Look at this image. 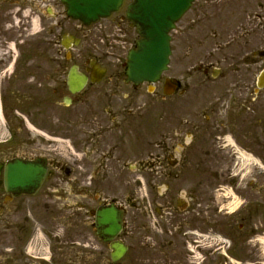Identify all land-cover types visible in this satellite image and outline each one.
<instances>
[{
	"label": "flooded vegetation",
	"instance_id": "1",
	"mask_svg": "<svg viewBox=\"0 0 264 264\" xmlns=\"http://www.w3.org/2000/svg\"><path fill=\"white\" fill-rule=\"evenodd\" d=\"M1 4L0 264H226L211 261L199 213L220 195L221 176L238 172L211 161L231 164L264 122V0H195L169 32L153 92L127 80L116 45L110 55L77 52L76 26L67 55L49 30L34 38L33 10L3 17ZM114 16L124 44L138 38L122 12ZM92 62L105 68L99 81ZM72 64L87 78L75 92ZM145 92L172 100L174 117L158 113L148 127ZM105 209L119 217L113 239L126 245L117 260L99 233Z\"/></svg>",
	"mask_w": 264,
	"mask_h": 264
},
{
	"label": "rangeland",
	"instance_id": "2",
	"mask_svg": "<svg viewBox=\"0 0 264 264\" xmlns=\"http://www.w3.org/2000/svg\"><path fill=\"white\" fill-rule=\"evenodd\" d=\"M9 1L16 3L13 4V7H17V4H19L24 5L22 9H29V7L33 9L35 39L46 29L49 30L51 39H57L62 31L73 28L74 23L64 17L63 6L60 4L54 6L56 10L47 13V10L44 9L46 5H43V0H34V3H30L31 0H2L3 16L6 14V6L12 5L7 3ZM129 1L123 0L120 10H124L125 5ZM12 12L9 11L7 14L10 15ZM26 12L27 10L24 11V14ZM20 22L19 20V24ZM13 27L15 28V26ZM82 47L80 46L79 48L81 53L88 54L87 49L85 50ZM141 98L146 103L142 119H147L148 127L150 124L151 128L154 129L158 113L162 114L164 119L171 120L174 117L172 100L166 99L160 103L154 94L147 92L142 93ZM198 107L196 106V108ZM183 114L184 111L181 110L180 114L178 113V118H184L186 115ZM242 144L248 147L247 150L254 153L259 164H246L245 169L251 167V165L253 166V173L243 178L239 173H225L222 175L221 177L227 181L224 187L230 188L232 186L234 192L238 195L237 198L222 196V199H218L215 195V201L205 207V212H200L199 215L203 214V218L210 224L209 233L210 237H212L210 245L211 261L218 260L226 262V264H264V246L258 240V237L264 236V122L260 120L259 127L256 130V137L250 141L244 140ZM236 164L234 160L231 161V164L228 162L224 164L218 158L216 162L212 160L210 165L237 168ZM213 178L214 176L212 175V181H214ZM231 179L234 180L232 181ZM216 193L224 195L222 189L217 190ZM234 201L235 204L232 207L228 206L226 209L221 208V211L219 210L223 204ZM233 210V213H229ZM226 211L228 212L226 213ZM193 214L196 217L198 216L196 211ZM223 250H225L223 253L226 255L222 253Z\"/></svg>",
	"mask_w": 264,
	"mask_h": 264
},
{
	"label": "water",
	"instance_id": "3",
	"mask_svg": "<svg viewBox=\"0 0 264 264\" xmlns=\"http://www.w3.org/2000/svg\"><path fill=\"white\" fill-rule=\"evenodd\" d=\"M66 14L88 24L99 17L108 16L117 10L122 0H62ZM192 0H131L126 8V17L131 20L141 36L136 49L128 53L126 74L134 82L143 80L155 81L160 72L166 68L169 55L168 30L190 6ZM93 71L100 72L93 66ZM85 81L84 76L76 75L75 67L69 71L68 84L71 91L80 88ZM264 83V71L259 76V86ZM20 166V165H19ZM113 220L108 209L100 211L98 224L108 228L104 232L113 231L110 222ZM104 237V240H108ZM113 258H118L125 247L117 242L112 243Z\"/></svg>",
	"mask_w": 264,
	"mask_h": 264
},
{
	"label": "bare ground",
	"instance_id": "4",
	"mask_svg": "<svg viewBox=\"0 0 264 264\" xmlns=\"http://www.w3.org/2000/svg\"><path fill=\"white\" fill-rule=\"evenodd\" d=\"M10 10H16V9L15 8H11ZM236 154H237V156H236V159H237L236 160L237 161L236 166H238V170H239V172L241 174H244V173H245L244 175L247 174L248 171L247 172L245 171V167H246L245 165L248 164L249 162H251V164L252 163H258V161H257L256 158H253L251 156V154L245 152L244 150H241V149L238 148ZM231 189L233 190V188H231ZM231 189L229 187L228 188L227 187H224L222 189L223 192H224L223 193L224 195H219L218 196V199H222V196H225L226 198H228V197L237 198L238 195L234 192V190H233V192H231L232 191ZM228 203L225 204V205L223 204L220 208L226 209V208H228V206H231L232 207L235 204V201L234 202H231L229 204ZM252 232H254V231H252ZM255 239H257V238H255ZM258 240L264 246V236L258 237ZM202 241H204V244L208 242V245L210 247V245L212 243V237H210V234H209L208 236H206L205 238H203Z\"/></svg>",
	"mask_w": 264,
	"mask_h": 264
}]
</instances>
